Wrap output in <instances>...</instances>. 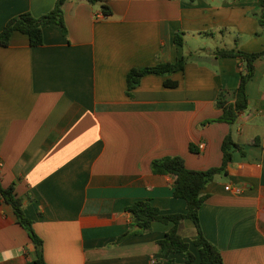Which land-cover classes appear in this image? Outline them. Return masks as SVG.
Listing matches in <instances>:
<instances>
[{
	"label": "crops",
	"instance_id": "1",
	"mask_svg": "<svg viewBox=\"0 0 264 264\" xmlns=\"http://www.w3.org/2000/svg\"><path fill=\"white\" fill-rule=\"evenodd\" d=\"M103 1L109 16L102 2L67 0V36L51 23L42 46L32 47L20 32L0 45L1 184L23 198L47 264L159 259L158 241L172 224L155 222L151 231L117 242L133 221L127 208L138 201L164 213L187 212L185 200L173 196V177L154 174L151 163L181 156L190 170L220 167L230 133L241 149L233 151L228 175L203 190L209 198L199 212L201 227L224 264H264V56L247 85L249 109L233 126L209 123L222 115L221 94L234 101L241 70L237 58L214 51L264 49V29L252 15L258 0ZM55 3L0 0V31L12 17H40ZM179 32L183 46L174 41ZM183 56H190L185 69L170 76L175 88L150 74L127 95L131 69ZM179 233L192 243L197 231L185 220ZM191 249L198 257V248ZM172 258L186 260L181 253ZM35 259L27 231L0 199V264Z\"/></svg>",
	"mask_w": 264,
	"mask_h": 264
},
{
	"label": "trees",
	"instance_id": "2",
	"mask_svg": "<svg viewBox=\"0 0 264 264\" xmlns=\"http://www.w3.org/2000/svg\"><path fill=\"white\" fill-rule=\"evenodd\" d=\"M66 1L56 0L54 8L40 17L34 16L31 12H25L9 19L3 30L0 31V45L8 46L12 35L15 32H20L29 37L32 47L42 46L45 42L44 26L51 23L59 25L63 34L67 36L68 32L64 20V5ZM85 1L92 4L102 2L103 13L106 16L112 14L111 7L105 4L103 0ZM252 15L257 19L259 26L264 29V0H258V5ZM257 35H260V33ZM183 36V32L176 33L174 41L177 45H184ZM213 54L216 57H233L239 60L241 69L240 84L234 91V101L226 100L221 94L216 102V107L222 111V115L209 121V123L221 122L233 126L239 116L249 109L250 102L247 94V85L255 75L256 61L264 56V49L258 52H246L239 48H218ZM189 59L190 56H183L175 62L131 69L127 75V95L131 97L132 91L140 85L145 76L150 74L165 77V86L175 88L178 82L173 81L170 76L177 71L184 70ZM255 143L258 144V141H255ZM236 149H241V146L234 141L233 135L230 133L222 143V165L208 170L188 169L181 156H168L154 160L151 163L152 172L157 175L173 177V196L177 199L185 200L187 212L164 213L149 201H138L132 207L127 208V211L133 215V221L130 223L128 231L120 236L117 242L151 231L155 222L172 224L170 230L158 241L161 257L158 259L157 264H192L198 259L201 264H224L221 251L204 235L199 212L209 198L208 195L203 193V190L218 175H228L229 167L233 161V151ZM190 150L193 153L198 152L193 145H190ZM242 153L244 154V152ZM0 199L13 208L18 224L27 231L32 240L36 249L35 264H47L44 257V241L34 230V222L25 212L23 198L16 194L14 186L3 187L1 178ZM185 220H191L196 227L197 234L192 243L187 242L179 233V227ZM192 245L198 248V257L193 253ZM179 253L186 257L185 262L179 263L172 258L173 255Z\"/></svg>",
	"mask_w": 264,
	"mask_h": 264
},
{
	"label": "built area",
	"instance_id": "3",
	"mask_svg": "<svg viewBox=\"0 0 264 264\" xmlns=\"http://www.w3.org/2000/svg\"><path fill=\"white\" fill-rule=\"evenodd\" d=\"M200 148H201V149H204V148H205V145L202 144V145L200 146ZM226 189L229 190V187H226ZM157 263H158V259H157V258H153V259H151V261H150V264H157Z\"/></svg>",
	"mask_w": 264,
	"mask_h": 264
},
{
	"label": "water",
	"instance_id": "4",
	"mask_svg": "<svg viewBox=\"0 0 264 264\" xmlns=\"http://www.w3.org/2000/svg\"><path fill=\"white\" fill-rule=\"evenodd\" d=\"M136 221H138V220H136Z\"/></svg>",
	"mask_w": 264,
	"mask_h": 264
}]
</instances>
